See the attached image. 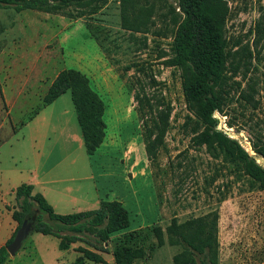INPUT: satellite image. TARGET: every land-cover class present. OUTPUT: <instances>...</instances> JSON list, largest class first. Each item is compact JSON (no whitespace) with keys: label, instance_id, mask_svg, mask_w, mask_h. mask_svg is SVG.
<instances>
[{"label":"rangeland","instance_id":"1","mask_svg":"<svg viewBox=\"0 0 264 264\" xmlns=\"http://www.w3.org/2000/svg\"><path fill=\"white\" fill-rule=\"evenodd\" d=\"M168 2L175 4V0ZM228 4L231 15L226 36L231 51L240 46L251 51L248 76L255 82L257 108L247 110L251 120L238 132L250 144L251 137L264 135V31L256 29L258 24L264 28V0H228ZM162 11L164 20L155 9L149 32L133 31L136 38L131 39L130 31L120 27L116 1L94 16L73 18L61 13L0 8V191L9 198L6 192L10 186L25 183L43 161V167H49L63 158L62 167L68 169L62 168V176L73 179H63L62 184L78 187L77 204L84 205L83 198L94 194L90 172L104 199H121L125 204L130 224L113 237L146 225L158 224L164 230L173 217L182 221L216 209L220 264H264V190H248L243 184L233 183L227 198L218 202V186L227 179L221 173L209 193L204 192L205 178L214 173L215 162L204 148L191 147L189 136L182 132L188 110L178 71L164 63L170 55L172 25L170 14ZM97 19L108 27L105 44L109 54L101 50L85 26V21L96 23ZM133 64L138 66L125 71V66ZM140 66L142 71L137 70ZM62 69L84 73L105 103V137L91 156L84 147L70 91L52 104L41 105L48 85ZM245 83L243 80L242 86ZM127 84L134 91L144 86L148 95L172 107L164 147L154 162L147 158L138 104ZM1 90L11 106L9 113ZM215 115L220 118V127L235 131L226 126L225 116ZM64 210L78 211L69 207ZM0 211L4 212L2 237L9 232L13 219L4 205L0 204ZM86 237L97 244L93 236ZM58 243L54 235L30 231L14 255L5 249L9 264H69L79 254L73 250L77 246L93 249L77 241L73 249L61 250ZM104 246L107 251L102 255L107 264H115L113 243ZM179 250L178 245L165 243L147 251L135 264H171Z\"/></svg>","mask_w":264,"mask_h":264},{"label":"trees","instance_id":"2","mask_svg":"<svg viewBox=\"0 0 264 264\" xmlns=\"http://www.w3.org/2000/svg\"><path fill=\"white\" fill-rule=\"evenodd\" d=\"M112 1L118 2L120 27L130 31L131 39L136 38L133 31L149 32L155 9L160 11L163 20L166 15L162 10L166 9L171 16L170 55L164 63L179 74L188 110L181 125L182 132L189 136L191 147L204 148L215 162L214 173L205 178L204 192L209 193V187L221 173L227 179L218 186L221 187L218 202L227 198L233 183L243 184L248 190H264V167L250 155L252 151L264 157V135L248 139L250 149L246 150L237 139L227 134L228 130L219 126L220 118L215 115L217 112L225 116L226 126L238 133L241 126L251 120L247 110L257 108L255 82L248 76L251 51L243 46L231 51L226 36L231 15L228 0H175V4L168 0H0V8L61 13L73 18L94 16ZM97 21H85V26L101 50L109 54L105 44L108 27L100 19ZM256 29L264 31L259 24ZM237 42L234 46L239 44ZM136 65L125 66V71ZM137 70L142 71V66ZM239 74L241 79H238ZM243 80H246L244 86ZM126 86L130 92L135 90L131 84ZM66 91L71 93L84 147L91 156L105 137V103L92 89L84 73L62 69L49 85L41 105L52 103ZM134 100L143 125L146 155L150 162H154L158 151L164 147L172 107L148 95L144 86L134 91ZM238 135L246 141L242 134ZM14 198L17 208L11 216L17 226L6 246L24 219L35 216L32 231L56 236L59 249L67 250L77 241L93 247L77 246L75 250L79 254L69 264H107L102 252L107 251L104 243L110 241L115 264H135L136 260L145 257L147 251L165 243L180 247L171 264H220L216 209L182 221L173 217L164 230L158 224L146 225L113 237L130 224L129 212L119 200L102 199L98 208L62 214L55 212L43 194L34 192L29 183L18 185L14 189ZM88 235L93 236L97 244L89 242ZM0 264H9L5 246H0Z\"/></svg>","mask_w":264,"mask_h":264},{"label":"crops","instance_id":"3","mask_svg":"<svg viewBox=\"0 0 264 264\" xmlns=\"http://www.w3.org/2000/svg\"><path fill=\"white\" fill-rule=\"evenodd\" d=\"M1 92L4 97L6 106L8 107V113H9L11 106L9 104V101L5 99L4 96L5 92L3 90H1ZM62 162H63V158L56 159L51 166L43 167L44 165V161H43V164H41L40 167L39 166L36 167L37 172L35 174L32 173V175L29 178H27L25 183L32 184L34 192L42 193L43 196L46 198V200L53 207L54 211L58 213L61 212L64 214L68 213L69 211L63 212L65 211L64 209L67 207H69L72 211H74V209L78 211H82V210L95 209L97 206H99L100 201L104 198L99 188V184L96 182L95 177L92 174L93 172H90L89 179L90 180L92 179L91 186L94 190V194L89 199H86L85 197L83 198L85 203L84 205L77 204L78 202L77 200L80 194V192L77 190L78 187H74V186L68 187L67 185L62 184V182H64L63 179H68V178L73 179V176H69V175L65 177L62 176V172H61L62 168H64L65 170L68 169V166L62 167ZM16 187L17 186L14 187L10 186L9 190L6 192L7 195L9 196V198L7 199L5 198L6 197V195L4 194L5 192L2 193V191H0V204L5 206V210L7 211V213L12 214V211L16 208V206H14L15 201L13 197L14 189ZM50 195H52L53 200L50 199ZM119 201L122 202L121 199H119ZM6 205H10V207H6ZM123 205L125 206V204ZM3 213H4L3 211H0V223ZM16 226H17L16 221L13 220V222H9L8 225L9 232L6 233L5 235H2V237H0V246H6V241L12 236L13 232L16 229ZM71 248L73 249V244L71 245Z\"/></svg>","mask_w":264,"mask_h":264},{"label":"water","instance_id":"4","mask_svg":"<svg viewBox=\"0 0 264 264\" xmlns=\"http://www.w3.org/2000/svg\"><path fill=\"white\" fill-rule=\"evenodd\" d=\"M227 134L230 137L237 139L240 145L246 150L250 149V144L245 141L240 135H238L237 132L228 130ZM250 155L264 167V157L257 155L252 151H250ZM34 219L35 216L25 218L21 226L16 230L12 241L6 246L7 251L11 255H14L16 253L17 249L21 246L28 233L32 231V224Z\"/></svg>","mask_w":264,"mask_h":264}]
</instances>
